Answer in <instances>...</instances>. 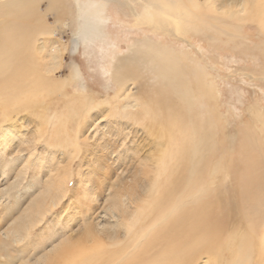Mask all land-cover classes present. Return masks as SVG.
I'll return each mask as SVG.
<instances>
[{
	"label": "rangeland",
	"instance_id": "374dc122",
	"mask_svg": "<svg viewBox=\"0 0 264 264\" xmlns=\"http://www.w3.org/2000/svg\"><path fill=\"white\" fill-rule=\"evenodd\" d=\"M115 1L60 0L58 5L54 6L51 0H40L36 4L37 12L41 15L39 18L26 15L24 18L14 16L0 19V36H3V41L7 39L5 44L0 45L7 46L6 50L16 48L20 52L24 61L21 70L28 71V74L30 70L35 69L34 76H36L44 65L49 75L46 78L41 75L43 80L50 81L57 87L56 95L46 98L44 104L40 102L39 107H34V111L41 112L44 117L35 121L31 112L25 113V117L30 119L28 128L24 129L28 120L21 123H9L11 128L8 129L9 131L6 130V134H9L8 137L14 136L15 138L3 141V137H0V233L8 227L9 222L20 209L26 206V202L32 195L30 189H35L41 179H44L41 185L43 187L45 177L51 170L58 168L60 176L58 180L63 181L65 190V197L60 205L47 213L43 222L32 228L30 233L28 232L25 241L17 242L18 238L15 240V237H4L3 239L0 235V245H3V247L0 246V264H64L66 260L72 261L79 255L85 262L90 260V264H109L111 253L121 248V246L118 248L110 246L112 242L105 238V235H95L96 237L93 236V239L89 240L85 231L90 226L95 230L94 226L99 219H103L104 222L109 221L111 214L108 213L104 218L99 216L106 211L109 205L105 201L107 190L110 189L108 187L114 179L120 177L122 170L129 168L131 159L136 161L137 156L132 154L131 148L129 151L124 148L125 153L122 156L110 155L115 142L119 141L107 136V131L108 133L112 131L115 124L106 123L101 118L102 114L96 117L99 134L96 136L93 134L88 141L81 139L78 142L73 139L72 146L68 148L63 146L65 140L64 143L61 141V144L60 141L47 140L49 126L54 121L56 122V119H49V121L47 116L49 113L58 116L59 109L63 107L62 104L76 98L83 99L86 96L95 104H99L101 101L114 97L117 87L113 76L117 74L116 70L119 67V63L115 60L116 57H124L127 54L125 51L128 52V47L132 48L146 35L152 41L154 39L155 45L159 44L160 48L157 51L165 52L166 58L170 60H176L174 65L177 68L176 71L179 72L178 79L180 82L181 80L186 82L183 85L189 84L193 95L196 94L191 104L195 130L199 134L202 131L208 142L210 140L217 144L215 150L209 152L218 156L216 155L215 160L208 162L209 165L211 164L209 171H212V174L206 184V186L211 185L213 190L216 189L217 193L208 197L209 199L215 198L213 200L216 205L208 207L206 212L215 214L214 220L223 222L224 230L220 240L208 242L204 250L192 252L187 255V259L193 261L205 254L208 261L206 264H230L237 257V246L246 244L244 242L247 240V243L250 242L249 247L245 245L244 248L248 251L249 258L243 264H264V253L261 250L259 239L250 232V229H255L237 204L242 205V202L238 201L239 196H242L238 189L242 184L240 170L245 161L243 150L246 145L245 132L247 136L253 130L255 133L259 130L264 132V81L260 80L264 78V14L260 12V10L264 11V0H245L251 4L240 15L235 14L240 8L235 3L229 6L224 2V5L220 7L222 10L218 12L216 10L220 3H217V0H210L208 9L200 0L198 9L194 10L198 19L188 20L189 18L182 15L177 18L183 27L181 32H178L181 39L171 38L163 32L156 33L150 26L144 27V30L139 29L142 26L124 13V0H117V3H121L122 6ZM160 2L152 9L159 10ZM137 6L140 10L141 4L138 3ZM126 12L129 14V11ZM158 13L161 14L160 10ZM183 13H188V9ZM209 15L215 16L216 19L210 21L207 18L206 21L203 18ZM237 17L243 19L240 20ZM72 37H78L81 40V48L75 57L69 55ZM25 41L29 42L23 44ZM41 47L43 50L39 51ZM135 50L136 47H133L132 51ZM170 51L176 53L172 55ZM155 52L156 49L153 54ZM158 72L157 70L152 73L144 72V75L149 78V84L163 82L162 78H156V75L160 76ZM144 83L146 84L145 91L149 87L148 79L137 83L133 88L137 90L136 87L145 85ZM164 90H159L158 96L167 100L170 95ZM38 100L41 99L38 98ZM50 105L52 106L51 111L48 112L47 107ZM66 119L70 126L72 117ZM91 119L86 115L80 117L81 127L87 125V121ZM8 125L7 128L10 127ZM57 125L56 130L63 128L61 123ZM181 126L187 125L182 123ZM22 132L27 135L23 137ZM81 136L82 134L80 138ZM122 151L120 150L119 154ZM128 153H131V157L126 156ZM180 163L173 162V170ZM8 165L12 167L6 168ZM3 171L8 172V179L3 177ZM127 172V175H124L130 174ZM204 174V169H201L196 177ZM10 183L16 186L12 188V191L6 192L4 188ZM70 203L73 207L67 210L69 207L67 205ZM195 206L191 209H195ZM64 208L68 212L62 215ZM94 217L95 220H93ZM263 219L259 213L254 214V222H262ZM106 225L108 228L111 226L109 223ZM79 227L83 232L78 229ZM72 232L73 239L71 237L67 240L69 245L67 246L65 242L63 244L65 248L52 253L56 254L54 258H45L46 261L39 258L44 247L52 245L54 242L52 239L56 236L58 239L61 234L69 235ZM203 232L201 227V235ZM150 240L152 239L149 237L144 240L145 242L134 246L135 248L132 246L130 252L122 256L121 264H136L133 262H140L146 257L160 263V253L148 252ZM96 245H98L97 248L103 246L102 248L108 253L101 254L104 259L98 258V262L93 257L99 250L95 248ZM88 250L92 251L90 255L95 254H92L93 256L85 254ZM185 256V253H179L176 258L162 260L160 264H185Z\"/></svg>",
	"mask_w": 264,
	"mask_h": 264
},
{
	"label": "bare ground",
	"instance_id": "6f19581e",
	"mask_svg": "<svg viewBox=\"0 0 264 264\" xmlns=\"http://www.w3.org/2000/svg\"><path fill=\"white\" fill-rule=\"evenodd\" d=\"M38 1L40 0H0V19L3 17L13 18L14 16L24 18L26 15L38 16L39 18L41 15L38 14L36 5ZM133 1L135 4L131 0H124L123 7L125 5V9L129 11V14H127L128 12L124 8L122 9H124L126 16H129L135 23L138 22L142 26L139 29L144 30V27L150 26L156 33L163 32L171 38L181 39L178 32H181V28L183 27L177 21L178 17L182 15L189 18L188 20H191V18L198 19L194 10L198 9V2L200 0ZM51 2H54L52 4L56 6L60 0L56 2L51 0ZM115 2L117 3L118 1L116 0ZM159 2L161 3V7L159 6L158 9L161 14L158 13L159 10L152 9ZM201 2H203L207 9L210 7V0H201ZM224 2L229 6L235 3L238 8L240 7L239 11L235 13L237 15L247 10L250 7L249 4H251L245 0H217L220 6L216 11L222 10L220 7L222 4L224 5ZM138 3L141 4L140 10L139 6H137ZM117 4L122 6L121 3ZM188 4H190L191 8H188L190 7ZM186 9H188V13H183ZM260 12L264 14L263 10H260ZM214 17L209 15L203 18L206 21L209 18L211 21V19H216ZM237 18L243 19L241 17ZM220 21L224 23L223 20ZM206 38L210 39L207 36ZM3 39V36H0V44L6 43L7 39L5 41ZM27 42L29 41H25L23 44ZM153 42L154 39L152 41L146 35L133 45V47H136L135 51H132L133 47L130 48L131 46H129L128 52L125 51V54H127L124 57L114 58L119 63V65L116 63L119 66L117 67L118 70H116L117 74L114 75L115 77L113 76L117 87L114 97L101 101L99 104H95L92 99L86 96L83 99L76 98L73 101L64 102L62 104L63 107L59 109L60 113L58 112V116L49 113L47 116L48 120L56 119V122L54 121V123L50 124L47 140L60 141V144L61 141L65 140L66 142H63L64 145L62 144L65 148L71 145L73 139L75 141H80L81 139L88 141L92 138L93 134L95 136L99 134L96 117L102 114L101 118L106 123L115 124L112 131H109V133L107 131V136L119 141L115 142L114 149L110 155L122 156L125 153L124 148L128 151L131 148L132 154L134 153L137 156L136 161L131 159L129 168L125 171L122 170L123 173L120 177L114 179L113 183L108 187L110 189L107 190L108 194L105 201L109 205L108 208L106 205L107 209L104 211V215L99 216L104 218L109 213V215L111 214L110 216L108 215L109 221L104 222L103 219L98 220L96 218L98 222L94 221L96 223V225L94 224L95 230L90 226L85 231L87 233L86 237L88 236L89 240L93 239V236L96 237L95 235H105V238L110 239L112 242L110 246H113V248L121 246L120 249L111 253L109 264H121L123 261L122 256L129 253L132 246L134 247L142 243L149 237L152 240L148 244V252L160 253L161 261L168 260V258L173 259L179 253H185V264H206L208 261L205 254L193 261L187 259V255L204 250L208 242L220 240L221 233L224 230V223L218 220L215 221V214H208L206 212L208 207L216 205L213 200L215 198H208L217 193L216 189L213 190L211 185L206 186V184H208V179L212 174V171H209L211 164L209 165L208 162L215 160L218 156L209 152L215 150L217 144L214 141L211 142L209 140L208 142L205 140V134H202V131L201 134L196 132L191 110V104L194 100L193 96L196 94L193 95L189 84L183 85L186 82H183V80L180 82V79H178L177 74L179 72L176 71L177 68L174 65L176 60H170L166 58L165 52L157 51L160 46L159 44L155 45ZM6 48L7 46L0 45V137H3V141L15 138L14 136L8 137L9 134H6V130L9 131L11 128V124L9 123H21L28 120L24 129L28 128L30 119L25 117V113L31 112L35 121L44 117V114L41 115V112L34 111V107L44 104L46 98L56 95L57 92V87L54 83L42 78V76L46 78L49 75L44 65L41 72H38L36 76H34L35 69L30 70L28 74V71L24 72L21 70L24 61L19 54L20 52L16 48L10 50H6ZM155 49L156 52L153 54ZM42 50L43 47L39 51ZM170 53L173 55L176 52L170 51ZM154 70L159 71L158 74L161 77L155 74L156 78H162L163 82L149 84V78H147V75H144V72L152 73ZM156 78L155 82H157ZM147 79L149 87L145 91V83L142 86L138 85L136 87L137 90L133 88L137 83ZM260 80L264 81V78ZM159 90H164L166 91L165 93L168 92L170 95L169 99L163 100L162 97L158 96ZM38 98L41 100H38ZM51 107V105L47 107L48 112L51 111ZM84 115L90 116L91 120L94 121L91 122L89 120V122L87 121V125L81 127L80 117H84ZM66 116L73 119L70 122V126L67 123ZM181 122L187 126H181ZM57 123H61L63 127L61 130L55 129L58 126ZM7 125L10 127L7 128ZM253 131L249 132L248 136L245 132L246 145L245 149H243L245 161L244 163L242 162V165H244L242 170H240L242 184L238 189V192L242 195L239 196L238 201L242 202V205L240 203L237 204L238 208L242 210V214L244 213L252 223V227L255 230L250 229V232L255 237H258L261 250L264 253V219L262 222L253 221L254 214L257 213H259L260 217L264 218V132L262 133L259 130L258 133H255ZM25 132L21 133L23 137L27 135ZM80 134H82L81 138ZM129 142L130 145H128ZM120 150L123 151L119 154ZM31 154L33 155V153ZM130 154L128 153L126 156L131 157ZM183 160L186 161L181 164L180 162ZM173 162L180 163L174 170ZM8 167H12V165H8L6 168ZM47 168H49L48 165ZM201 169H204L205 174L196 177ZM216 169L218 171L217 167ZM126 172L130 174L126 176ZM3 177L8 179L7 171H3ZM59 177L58 168H55L46 175L44 183L46 186L44 184L43 187L41 186L42 180H44L41 179L37 185L38 188L35 187V189L33 188L34 190L30 189L32 195L28 202H26V206L20 209L18 214L9 222L8 227L0 233L3 239L4 237H15V240L18 238L17 242L25 241L28 232L30 233L32 228L43 222V218L47 213L52 212L54 208L60 205L65 197V190L63 181L58 180ZM14 186L16 184L10 183L4 189L6 192L12 191ZM32 186L34 187V185ZM255 196H257V199H255ZM197 202L200 203L197 204ZM67 206H69L67 210H70L73 204L70 203ZM194 206L195 209H191ZM67 210L64 208L62 215L68 212ZM240 216L242 217V215ZM93 220H95V217ZM106 223L111 225V229L107 227L108 224L106 225ZM201 227L204 230L203 235L200 233ZM77 233L76 235L79 236ZM72 234L73 232L69 235L61 234L58 239L56 236V238L52 239L54 241L53 243L51 242L52 245L44 247L39 258H54L56 254L52 253L59 252L61 248H65L63 244L72 237ZM60 239L61 241H58ZM236 239L239 241L237 235ZM245 241L244 243L246 244L237 246V257L230 264H243L249 258L248 251L244 246L247 245L249 247L250 242L247 243L248 241ZM66 245H69L68 242ZM0 246L3 247V245ZM97 246L95 248L99 250L96 256L92 255L95 253L91 255L98 262V258L100 260L104 259L101 254L106 250L102 248V245L99 248ZM91 252V250H88L85 254L90 255ZM79 253L77 254L79 255ZM92 259L94 260V258ZM89 261H83L79 255L72 261L66 260L64 264H90ZM133 263L160 264L147 257L143 258L140 262Z\"/></svg>",
	"mask_w": 264,
	"mask_h": 264
},
{
	"label": "water",
	"instance_id": "95a60500",
	"mask_svg": "<svg viewBox=\"0 0 264 264\" xmlns=\"http://www.w3.org/2000/svg\"><path fill=\"white\" fill-rule=\"evenodd\" d=\"M80 48L81 40L78 37H72V39L70 40L69 55L71 57L78 55Z\"/></svg>",
	"mask_w": 264,
	"mask_h": 264
},
{
	"label": "flooded vegetation",
	"instance_id": "af4514ba",
	"mask_svg": "<svg viewBox=\"0 0 264 264\" xmlns=\"http://www.w3.org/2000/svg\"><path fill=\"white\" fill-rule=\"evenodd\" d=\"M73 57H75V56H73Z\"/></svg>",
	"mask_w": 264,
	"mask_h": 264
}]
</instances>
